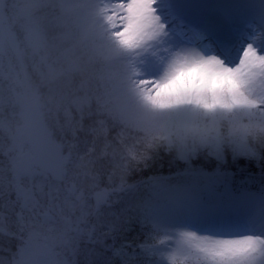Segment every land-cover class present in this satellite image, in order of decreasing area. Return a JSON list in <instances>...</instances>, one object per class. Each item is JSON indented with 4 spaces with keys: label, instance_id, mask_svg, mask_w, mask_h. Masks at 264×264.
Returning <instances> with one entry per match:
<instances>
[{
    "label": "snow or ice",
    "instance_id": "obj_1",
    "mask_svg": "<svg viewBox=\"0 0 264 264\" xmlns=\"http://www.w3.org/2000/svg\"><path fill=\"white\" fill-rule=\"evenodd\" d=\"M257 145L264 0H0V264H264Z\"/></svg>",
    "mask_w": 264,
    "mask_h": 264
},
{
    "label": "trees",
    "instance_id": "obj_2",
    "mask_svg": "<svg viewBox=\"0 0 264 264\" xmlns=\"http://www.w3.org/2000/svg\"><path fill=\"white\" fill-rule=\"evenodd\" d=\"M26 63H27V71L31 74L32 73L31 61L27 60ZM128 143L131 145L132 143H134V141L129 139ZM257 148L258 151L264 152V149H260L258 145ZM195 163L197 165L200 163L207 164V162L203 160ZM185 167L186 165L184 164V162L178 161L175 152L169 153L167 151H161L156 157L155 161L153 162L152 167L144 171V176L145 178L151 175L176 178L179 177V173H181ZM228 167L230 168L231 171L237 174L238 178H242L246 175H250L254 177L256 180V183H254L255 186L259 185V181L262 177V174H264V161L259 159L240 158L237 161L233 162L229 157ZM140 175H141L140 173L134 174L135 179L139 180ZM117 183H119L118 180ZM151 190L152 189L150 187L143 185L140 186L133 195L136 199L147 200L148 197L150 196ZM6 225H7V221L5 222V225L0 226V232H3L5 230ZM133 235H135V232L133 233ZM4 243H5V239L3 237H0V244H4ZM12 250L13 251L15 250L14 244L12 246ZM9 256H10V252L0 250V258L6 260Z\"/></svg>",
    "mask_w": 264,
    "mask_h": 264
},
{
    "label": "rangeland",
    "instance_id": "obj_3",
    "mask_svg": "<svg viewBox=\"0 0 264 264\" xmlns=\"http://www.w3.org/2000/svg\"><path fill=\"white\" fill-rule=\"evenodd\" d=\"M259 188V187H258ZM258 188H255V189H252L253 191H256V190H258ZM154 197V193H153V196H152V198ZM186 242V241H185Z\"/></svg>",
    "mask_w": 264,
    "mask_h": 264
}]
</instances>
